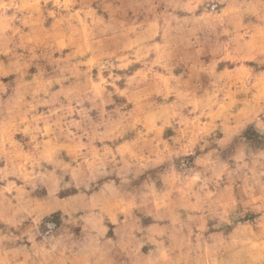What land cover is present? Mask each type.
Returning a JSON list of instances; mask_svg holds the SVG:
<instances>
[{
	"label": "clouds",
	"instance_id": "clouds-1",
	"mask_svg": "<svg viewBox=\"0 0 264 264\" xmlns=\"http://www.w3.org/2000/svg\"><path fill=\"white\" fill-rule=\"evenodd\" d=\"M0 264H264V0H0Z\"/></svg>",
	"mask_w": 264,
	"mask_h": 264
}]
</instances>
